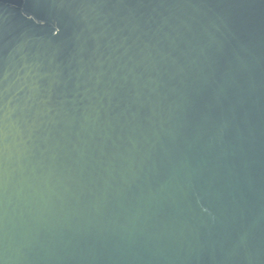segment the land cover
Here are the masks:
<instances>
[{"label": "water", "instance_id": "1", "mask_svg": "<svg viewBox=\"0 0 264 264\" xmlns=\"http://www.w3.org/2000/svg\"><path fill=\"white\" fill-rule=\"evenodd\" d=\"M0 264H264V0H0Z\"/></svg>", "mask_w": 264, "mask_h": 264}]
</instances>
